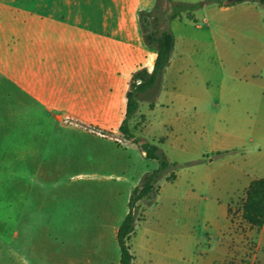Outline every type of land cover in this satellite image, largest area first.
<instances>
[{"label": "rangeland", "instance_id": "obj_1", "mask_svg": "<svg viewBox=\"0 0 264 264\" xmlns=\"http://www.w3.org/2000/svg\"><path fill=\"white\" fill-rule=\"evenodd\" d=\"M175 1L199 0H0V264H118L113 223L158 165L142 142L170 164L154 202H138L137 262L223 264L227 249L225 264H264V222L241 218L264 164L248 136H230L264 119V95L245 109L232 94L244 83L207 77L203 60L205 46L227 65L242 37L218 38L214 52L209 25L263 24L264 12L222 0L170 19ZM161 29L175 37L170 62L140 94L127 139L126 92L152 67L144 34Z\"/></svg>", "mask_w": 264, "mask_h": 264}, {"label": "trees", "instance_id": "obj_2", "mask_svg": "<svg viewBox=\"0 0 264 264\" xmlns=\"http://www.w3.org/2000/svg\"><path fill=\"white\" fill-rule=\"evenodd\" d=\"M244 0H237L240 2ZM264 5V0H249ZM222 0H199L196 2L175 1L172 3V11L169 15L170 19L178 17L182 12L189 15L188 11L196 10L208 3H220ZM158 18H155L157 21ZM146 43L154 45L156 54L153 60L151 70H143L136 73L131 78L130 88L126 92L125 113L119 125V131L127 139H132L133 135L129 131L127 121L133 115L138 106V99L141 93L152 88L163 74L165 68L170 61V55L174 48L175 37L169 29H161L154 33L144 34ZM140 79L139 83L136 80ZM141 150L148 159L157 160L156 168L147 172L140 184L136 186L130 193L127 202V212L118 225L116 231V242L119 250V264H136L134 255L131 252L128 240L134 233L136 223L141 220V216L137 214L138 202L144 198H150V203L154 202L158 187L155 183L162 173L169 166V162L164 156L157 154V146L149 142L140 143ZM175 174L171 173L168 180H173ZM241 218L246 224L252 228H259L264 222V176L252 179L246 187L245 197L241 207Z\"/></svg>", "mask_w": 264, "mask_h": 264}, {"label": "crops", "instance_id": "obj_3", "mask_svg": "<svg viewBox=\"0 0 264 264\" xmlns=\"http://www.w3.org/2000/svg\"><path fill=\"white\" fill-rule=\"evenodd\" d=\"M237 6H240V5H237ZM254 6L255 7L259 6V8H261V10H263L264 12V5H254ZM221 7L225 11H230L232 9L236 10V7L234 5H227V6L224 5ZM244 9L247 10V8L245 7ZM252 27H256L258 32L256 30V33H254L252 30ZM209 30H210L211 36L213 37V46H214L213 51L214 52H217L216 45L218 42V38H219V41L221 40L225 41L227 37H230L229 35H231V32H234V31H238L237 34L242 37L239 40L240 46L237 49V51L235 52L232 51L228 55L227 65L225 64V62L223 63V60L221 59L219 54H217L212 59L211 57H209V59L207 60L206 58L208 57L207 54L209 53V49L206 48L205 46L203 47V60L204 62L206 61L208 62L206 66L207 68L206 76L214 77V78L215 76L217 77L219 76L223 78L224 77H231V78L235 77V79L242 81L244 83L243 89L240 88L238 90L237 88V89H234L233 93L231 92L232 90L230 92L228 91V93L230 94L231 93L234 94V92L243 93L245 99L243 101L242 106H244L245 109H255L256 106L254 104L256 100L255 98L256 95H259V94L264 95V23L263 24L262 23L261 24L251 23V22H234V23L232 22L229 24L214 23L212 25H209ZM212 60H213V63L211 64L210 61ZM227 68L230 71H227ZM258 79H262L261 82H258L257 81ZM231 98L229 97L230 101H231ZM230 136H233V138H240V140H242L244 136H248V140L255 146L257 152H260L259 158L261 159L262 164H264V119L253 120L250 127L241 129L240 131H238L237 134L233 132ZM262 176H264V173L256 174V176H248L247 178L248 180L245 184V187H247V185L252 179L260 178ZM126 212H127V207H126L125 212L120 216L119 220L113 223L112 229L115 235V239H116V231H117L118 225L123 219ZM136 227H137V223H136ZM135 231L130 236V238L135 234ZM224 252H225V256H224L223 264H225V258L227 257V249H225ZM232 253L235 254V250H232ZM133 255H134V262L136 264L143 263V262L138 263L136 260L135 254ZM118 264H119V255H118Z\"/></svg>", "mask_w": 264, "mask_h": 264}, {"label": "water", "instance_id": "obj_4", "mask_svg": "<svg viewBox=\"0 0 264 264\" xmlns=\"http://www.w3.org/2000/svg\"><path fill=\"white\" fill-rule=\"evenodd\" d=\"M235 1H237V0H224L223 5L227 6V5L234 3Z\"/></svg>", "mask_w": 264, "mask_h": 264}, {"label": "built area", "instance_id": "obj_5", "mask_svg": "<svg viewBox=\"0 0 264 264\" xmlns=\"http://www.w3.org/2000/svg\"><path fill=\"white\" fill-rule=\"evenodd\" d=\"M140 81H141L140 79H137V80H136V83H139Z\"/></svg>", "mask_w": 264, "mask_h": 264}]
</instances>
